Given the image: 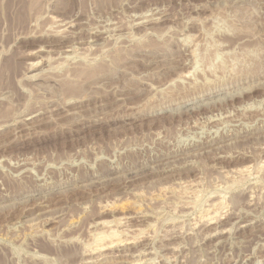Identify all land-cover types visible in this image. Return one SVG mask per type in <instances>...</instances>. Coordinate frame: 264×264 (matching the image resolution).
<instances>
[{
	"label": "rangeland",
	"instance_id": "1",
	"mask_svg": "<svg viewBox=\"0 0 264 264\" xmlns=\"http://www.w3.org/2000/svg\"><path fill=\"white\" fill-rule=\"evenodd\" d=\"M263 219L264 0H0V264H264Z\"/></svg>",
	"mask_w": 264,
	"mask_h": 264
},
{
	"label": "bare ground",
	"instance_id": "2",
	"mask_svg": "<svg viewBox=\"0 0 264 264\" xmlns=\"http://www.w3.org/2000/svg\"><path fill=\"white\" fill-rule=\"evenodd\" d=\"M33 118H34V117H33ZM20 123H21V122H20ZM193 198H194V197H193ZM194 199H195V198H194ZM196 202H197V201H196ZM189 203H190V202H189ZM189 203H188V204H189ZM214 209H215V208H214ZM206 214H207V213H206ZM216 215H217V214H216ZM203 216H204V215H203ZM201 219H202V218H201ZM211 220H212V219H211ZM263 220H264V219H263ZM111 232H112V233H111ZM111 232H109V233H111L110 235H112L114 231H111ZM216 233H217V232H216ZM113 235H114V234H113ZM113 235H112V238H113V239L116 238V237H113ZM117 235H118V234H117ZM102 236H103V235H102ZM102 236H100L101 239H100V238H97L98 240L100 239V241L102 240V242L99 241V243H98V241H95V243H94V248H95V246H96V245H95L96 242H97L98 244H100V243L103 244V242H104L103 240H105V239H102ZM107 236H108V235H106V237H107ZM115 236H116V235H115ZM98 237H99V236H98ZM104 237H105V235H104ZM104 237H103V238H104ZM106 237H105V238H106ZM108 237H109V236H108ZM108 237H107V240H108V239H111V240H112V238H110V237L108 238ZM117 237H119V236H117ZM116 239H117V238H116ZM95 240H96V239H95ZM119 240H120V238H119ZM119 240H115V239H114V240L110 241L108 244H111V245H112V244H114V245L118 244V245H119L120 242H121V240H120V241H119ZM104 243H105V242H104ZM102 244H101V245H102ZM104 245H105V244H104ZM117 247H118V246H117ZM126 247H127V246H126ZM94 248H93V249H94ZM98 248H99V247H98ZM100 248H101V246H100ZM105 248H106V247H104V249H105ZM95 249H96V248H95ZM99 250H100V249H99ZM111 250H112V249H111ZM89 251H90V250H89ZM94 251H95V250H94ZM101 251H102V250H101ZM110 252H111V251H110ZM89 254H90V253H89ZM107 254H108V253H107ZM138 254H139V253H138ZM117 255H118V254H117ZM117 257H118V256H117ZM144 259H146V258H144ZM142 262H143V261H142Z\"/></svg>",
	"mask_w": 264,
	"mask_h": 264
}]
</instances>
